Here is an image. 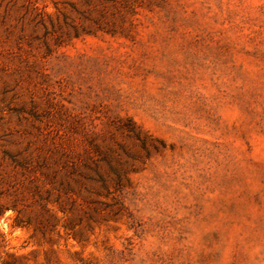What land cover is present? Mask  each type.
Listing matches in <instances>:
<instances>
[{"label":"rangeland","instance_id":"374dc122","mask_svg":"<svg viewBox=\"0 0 264 264\" xmlns=\"http://www.w3.org/2000/svg\"><path fill=\"white\" fill-rule=\"evenodd\" d=\"M0 264H264V0H0Z\"/></svg>","mask_w":264,"mask_h":264}]
</instances>
